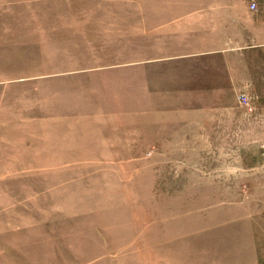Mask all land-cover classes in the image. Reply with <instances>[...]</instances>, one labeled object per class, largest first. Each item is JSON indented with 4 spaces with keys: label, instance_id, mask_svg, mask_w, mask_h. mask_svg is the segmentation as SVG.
I'll return each mask as SVG.
<instances>
[{
    "label": "rangeland",
    "instance_id": "1",
    "mask_svg": "<svg viewBox=\"0 0 264 264\" xmlns=\"http://www.w3.org/2000/svg\"><path fill=\"white\" fill-rule=\"evenodd\" d=\"M0 264H264V0H0Z\"/></svg>",
    "mask_w": 264,
    "mask_h": 264
},
{
    "label": "crops",
    "instance_id": "2",
    "mask_svg": "<svg viewBox=\"0 0 264 264\" xmlns=\"http://www.w3.org/2000/svg\"><path fill=\"white\" fill-rule=\"evenodd\" d=\"M214 8H215L214 12H219L222 9H224L225 7L215 6ZM154 9L156 11L157 7L154 6ZM163 9H170V6H163ZM163 11L168 12V10H163ZM184 22H189V21H184ZM176 24L183 27V28H190L187 25H185L183 22H176ZM212 24H213V22H210L208 20V5L205 2L203 4V60L207 58V56H205V55L212 53V51H209V49H208V45L211 44L209 42V35H211L209 32V27L211 28ZM167 25H169V24H167ZM174 26H175V24L172 26H168V27H174ZM163 27H166V25H164ZM223 29H224L223 22H216V30H217V34L219 35V39L216 40V43L217 42H219V44L223 43V35H222ZM218 30H219V33H218ZM212 34L214 35V33H212ZM213 45H215V44H213ZM216 45H218V44H216ZM186 56H188V55H182V56H178V57H186ZM153 58L155 59L156 57H152V60H153ZM171 58L172 57H160L157 59L169 60ZM156 132L159 133V130H157Z\"/></svg>",
    "mask_w": 264,
    "mask_h": 264
},
{
    "label": "built area",
    "instance_id": "3",
    "mask_svg": "<svg viewBox=\"0 0 264 264\" xmlns=\"http://www.w3.org/2000/svg\"><path fill=\"white\" fill-rule=\"evenodd\" d=\"M255 7H256L255 2H250L249 9L253 10V9H255ZM240 97H242V99H246L245 95L244 96L241 95Z\"/></svg>",
    "mask_w": 264,
    "mask_h": 264
}]
</instances>
